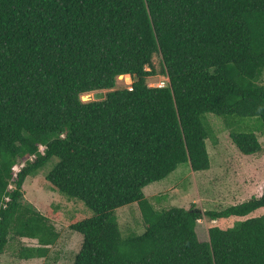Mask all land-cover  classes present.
Masks as SVG:
<instances>
[{
	"label": "trees",
	"instance_id": "16d2710c",
	"mask_svg": "<svg viewBox=\"0 0 264 264\" xmlns=\"http://www.w3.org/2000/svg\"><path fill=\"white\" fill-rule=\"evenodd\" d=\"M125 75L131 89L117 85ZM205 114L229 130L258 117L264 135V0H0V257L11 242L21 260L56 244L22 192L55 158L46 181L93 213L70 225L82 238L71 264H264V214L245 218L264 209V185L222 210L145 197L181 164L209 169ZM229 138L261 151L252 132ZM133 203L141 218L124 229L116 212ZM229 217L245 219L197 234L203 218Z\"/></svg>",
	"mask_w": 264,
	"mask_h": 264
},
{
	"label": "rangeland",
	"instance_id": "374dc122",
	"mask_svg": "<svg viewBox=\"0 0 264 264\" xmlns=\"http://www.w3.org/2000/svg\"><path fill=\"white\" fill-rule=\"evenodd\" d=\"M157 64V59H154ZM163 76L148 78L152 87L163 84ZM131 84L128 75L117 78L118 87ZM92 94L81 96L82 101L92 100ZM216 137L215 144L206 141V150L210 167L204 171H192L188 164L179 165L166 178L153 182L144 188L145 197L157 210L170 207L188 209L195 204L201 210H222L228 206L238 204L243 200L261 195L264 185V135L262 123L258 117L235 119L237 124L233 128L238 133H253L256 135L261 151L254 155H243L232 143L223 118L213 114H205ZM56 159H52L34 176L26 178L23 186V201L34 207L46 216L59 234L56 244L49 247L46 258L21 260L17 257V243L11 242L4 254L0 257V264H71L78 251L81 236L70 229V225L84 218L91 217L92 211L83 202L69 198L53 190L46 181L45 175L52 168ZM120 226L130 229L134 221L141 218L136 203L121 207L116 212ZM264 214L259 209L245 218ZM245 218L229 217L215 222L206 218L198 221L196 227L198 235L205 233L208 227L217 225L222 229L232 227L235 222ZM205 228V229H204ZM27 246H38L36 240L23 239Z\"/></svg>",
	"mask_w": 264,
	"mask_h": 264
},
{
	"label": "water",
	"instance_id": "95a60500",
	"mask_svg": "<svg viewBox=\"0 0 264 264\" xmlns=\"http://www.w3.org/2000/svg\"><path fill=\"white\" fill-rule=\"evenodd\" d=\"M104 97H105V91H103V90L93 92V94H92V100L93 101L102 100V99H104Z\"/></svg>",
	"mask_w": 264,
	"mask_h": 264
},
{
	"label": "built area",
	"instance_id": "2783aa9c",
	"mask_svg": "<svg viewBox=\"0 0 264 264\" xmlns=\"http://www.w3.org/2000/svg\"><path fill=\"white\" fill-rule=\"evenodd\" d=\"M164 85V83L163 84H158V86H163ZM40 151H43V147H40ZM23 165V163L22 164H20V165H18V166H15V168H14V171L16 172L18 169H19V167H21Z\"/></svg>",
	"mask_w": 264,
	"mask_h": 264
},
{
	"label": "clouds",
	"instance_id": "9594fccd",
	"mask_svg": "<svg viewBox=\"0 0 264 264\" xmlns=\"http://www.w3.org/2000/svg\"><path fill=\"white\" fill-rule=\"evenodd\" d=\"M163 77H164L163 80L165 81V82H164V85H165V83L168 81V79H167V77H165V76H163ZM129 78H130V77H129ZM131 83H132V81H131ZM148 85H149V83H148ZM164 85H163V86H164ZM149 86H150V85H149ZM163 86H158V85H157L156 87H163ZM127 87H128L129 89H131L130 85L127 86ZM17 166H18V165H17ZM14 168H15V167H14ZM146 187H147V186H146Z\"/></svg>",
	"mask_w": 264,
	"mask_h": 264
},
{
	"label": "crops",
	"instance_id": "0c3cea01",
	"mask_svg": "<svg viewBox=\"0 0 264 264\" xmlns=\"http://www.w3.org/2000/svg\"><path fill=\"white\" fill-rule=\"evenodd\" d=\"M190 167V166H189ZM255 196H258V195H255Z\"/></svg>",
	"mask_w": 264,
	"mask_h": 264
}]
</instances>
